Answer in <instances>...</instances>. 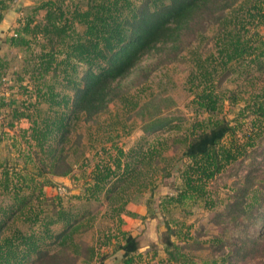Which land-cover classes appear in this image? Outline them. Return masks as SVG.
I'll list each match as a JSON object with an SVG mask.
<instances>
[{
  "label": "trees",
  "instance_id": "1",
  "mask_svg": "<svg viewBox=\"0 0 264 264\" xmlns=\"http://www.w3.org/2000/svg\"><path fill=\"white\" fill-rule=\"evenodd\" d=\"M10 1L0 0V23ZM70 1L42 0L17 33L4 39L27 56L9 87H18L23 96L0 90V139L9 140L15 152L0 157V264H91L98 258L96 245L80 238L96 214L64 204L62 195L47 196L45 187L52 183L47 174L66 176L82 160L89 144L80 133L73 137L79 123L96 120L111 101L129 102L126 90L182 59L188 40L198 39L201 46L210 38L208 52L190 56L193 118L183 132L158 110L165 98L152 97L141 106L133 102L130 108L137 114L148 107L156 110L144 122V132L174 129L176 134H157L151 142L142 136L144 147L128 151L101 143L107 157L95 161L83 191L72 195L85 203L104 195L106 212L117 225L111 235V228L100 230L113 251H121L120 264H135L141 260L140 247L121 227V216L134 215L127 205L148 191L144 203L153 217L156 177L170 176L181 161L173 192L158 198L159 212L169 217L161 240L166 256L160 261L194 264L186 252L193 239L192 225L184 219L190 207L212 209L216 202L208 183L248 156L249 149L262 146L264 155V0H85L69 7ZM39 10L44 15L35 21ZM144 58L152 60L141 64ZM5 74L0 60V87ZM22 75L26 84H19ZM227 81L234 86H225ZM225 101L241 104L231 119L222 115ZM22 120L26 127L18 126ZM250 179L247 173L232 186L223 211L231 216L226 227L231 233L212 238V249L219 252L213 264L264 250V182L252 186ZM104 259L100 254L99 264Z\"/></svg>",
  "mask_w": 264,
  "mask_h": 264
},
{
  "label": "rangeland",
  "instance_id": "2",
  "mask_svg": "<svg viewBox=\"0 0 264 264\" xmlns=\"http://www.w3.org/2000/svg\"><path fill=\"white\" fill-rule=\"evenodd\" d=\"M41 1L11 0L8 9L4 13L3 21L0 23V60H2L6 73L0 90H3L6 96H15L16 98L23 96V91L18 87H9L13 83L12 80L17 79L18 74L16 72H19L23 64V58L27 54L20 48L8 45L4 39L6 36L17 33L20 24ZM84 1L71 0L68 2V6L72 7L74 2L84 3ZM43 15L44 10H39L35 14V21H40ZM206 36L210 37V33L208 32ZM187 44L189 49L182 52V59L156 69L146 81L128 88L125 94L129 102H121V100L111 101L107 106V111L98 116L96 120L88 123L81 122L75 127L73 137L77 133H80L82 141L89 145L85 149L82 160L79 159L73 163L70 174L66 176L47 174L52 182L45 187L47 196L62 195L64 204L70 202L76 208L87 209L96 214L92 228L80 236L86 243L96 245L99 252L98 258L93 259L91 264H99L100 254H105L104 264H120L121 251H113L112 245L107 244L104 238L105 235L101 232V230L105 232L111 228L108 231L111 235L116 230L117 222L115 219L109 218V214L106 212L107 204L103 197L104 195H102L100 201L90 203L74 199L72 195L80 194L83 191L85 179L88 178L87 174L90 172L95 161L107 157L103 150L99 148L101 143L105 146L115 143L117 147L128 151L131 148H138L144 144V141L140 139L142 136H146L151 142L157 134L166 137L169 131H174V129H165L158 133L144 132L142 130L144 122H147L148 116L156 114V110L148 107L144 109L142 115L137 114L135 113V109L130 108L133 102L137 101L139 102V106H141L152 97H155L156 101L159 102H161V97L165 98L160 109H158L161 111V115L173 118L172 122L174 123L178 122L181 125L180 131L182 132L188 126V122L193 118L192 107L190 105L191 95L188 91L187 83L188 73L191 68L190 56L192 55V51L208 52L212 48L213 42L210 38L204 39L200 46L198 39H190L187 41ZM151 60V58H144L141 64H146ZM26 77L22 75L20 77L22 80H18L19 84H26ZM127 81L125 80L123 83L125 84ZM262 83L263 81L258 84ZM225 86L233 87L234 84L232 81H227ZM240 108V103L229 104L225 101L222 115L224 114L227 118L231 119L237 115ZM203 116V114L200 115V117ZM27 125L28 122L26 120L18 123L20 127H26ZM176 132L174 131L172 134H176ZM9 133L12 134L11 131ZM92 144L96 145V147L91 148ZM10 147L9 140L5 138L0 139V157L13 153V147ZM262 148V146H257L249 149L248 156L242 158L238 163L227 166L225 170L208 183L207 187L210 195L216 202V205L212 209H203L198 204L190 207V213L186 214L184 219L188 224L192 225L190 232L193 235V239L191 240V247L186 252L192 255L194 264H203L205 261L210 264L213 259H218L219 252L212 249L211 241L214 236H219V234L225 232L229 223L228 219L231 218L230 215H226L223 211L225 203L233 193L232 186L236 182L240 183L242 177L247 173L250 174V184L252 186L264 182V155ZM14 153L13 155L15 156ZM19 159L21 162L23 158L20 157ZM181 163V161H178L175 167L170 169V176L166 178L156 177L155 182L158 186L156 185L152 190L154 199L151 208L155 211L153 217L147 215V206L144 203L145 198L150 194L148 191L133 200L136 204L129 203L127 205L129 212L134 215L128 213L121 216V227L129 231L137 239L140 247L141 260L135 264H161L160 260L166 256L161 240L165 236L166 227L164 223L169 220V217L159 212L157 204L158 198L166 193H172L173 184L179 182L177 167ZM172 215L176 217L180 216L177 211H174ZM261 229L264 232V226ZM230 233L231 231L228 232L227 229L223 237L227 238L230 236ZM171 238L173 239V236ZM103 241L106 243H103ZM260 244L261 247L264 246L263 241H260ZM261 252L253 253L251 257L246 256L245 258L238 257L237 255L230 256V259L225 264H264V250ZM75 264L83 263L77 260Z\"/></svg>",
  "mask_w": 264,
  "mask_h": 264
}]
</instances>
